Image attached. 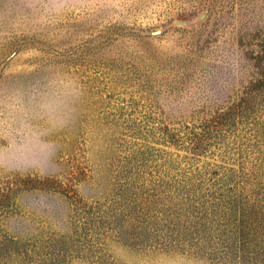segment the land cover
Here are the masks:
<instances>
[{"label": "rangeland", "instance_id": "obj_1", "mask_svg": "<svg viewBox=\"0 0 264 264\" xmlns=\"http://www.w3.org/2000/svg\"><path fill=\"white\" fill-rule=\"evenodd\" d=\"M263 74L264 0H0V264H264V210L162 201L264 164Z\"/></svg>", "mask_w": 264, "mask_h": 264}, {"label": "trees", "instance_id": "obj_2", "mask_svg": "<svg viewBox=\"0 0 264 264\" xmlns=\"http://www.w3.org/2000/svg\"><path fill=\"white\" fill-rule=\"evenodd\" d=\"M255 87H264V74L262 79L257 81ZM190 135H192V150L197 151V147L202 142L203 135L193 132H191ZM228 172L230 173L229 177L223 175L219 176L215 171L210 173L211 177H218L217 182H219V188L215 190H210L214 189L215 187V184L212 183L211 178H207L206 180L201 178L199 179V175H197L198 182L196 183L194 180L195 176L193 175L187 178V180L179 181L176 184L177 186H172L173 192L171 193L174 196L181 197V200L174 201L172 197L167 195L164 199H162V201H167L165 210H169L176 219H179L180 214L177 212L178 210L183 209L181 206L184 203L183 198H189L190 194L194 195L196 192L198 193L196 194V200H194L197 201L198 205L204 210L208 209L213 211L223 207L228 208L229 211H233L232 214H234L237 209L241 208H255L264 210V164H258V167L252 165V168L248 173H235V171L231 168L228 169ZM205 182H207V185L203 189ZM153 187L156 188H153L155 193L150 195L151 198L164 193V191H168L167 185L166 187L163 186L159 180L157 185H153ZM160 188L161 190H158ZM157 198L159 199V197ZM194 200H188L186 203L193 202ZM149 202H151V200H149L148 203ZM146 203L147 202H145L144 208L139 207V210L142 211L144 209L141 213L147 218H153L154 215L152 212H150ZM226 220L228 224H235L236 222L235 218H232L231 216H229ZM211 221L217 225H221L222 227L226 225L221 223L220 218H212ZM147 225L149 226L150 224ZM177 225L181 226L179 222H177ZM182 227L184 228V226Z\"/></svg>", "mask_w": 264, "mask_h": 264}]
</instances>
